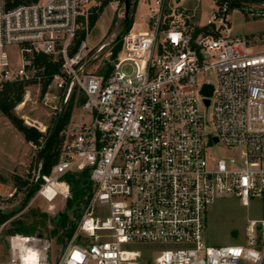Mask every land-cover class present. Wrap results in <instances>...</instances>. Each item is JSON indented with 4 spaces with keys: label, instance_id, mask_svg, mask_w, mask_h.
<instances>
[{
    "label": "built area",
    "instance_id": "1",
    "mask_svg": "<svg viewBox=\"0 0 264 264\" xmlns=\"http://www.w3.org/2000/svg\"><path fill=\"white\" fill-rule=\"evenodd\" d=\"M101 1L8 8L0 0V85H37L46 103H67L77 91L91 117L66 136L50 172H42L39 157L32 170L37 195L67 197L64 178L72 172L87 171L93 189L57 262L49 259L50 238L15 233L2 264H140V252L125 248L131 243L159 246L153 264H264V50L230 33L226 2L195 26L155 0L148 27L134 21L110 72L94 73L91 46L75 39L84 8ZM13 44L16 66L7 51ZM41 56L58 69L50 71ZM209 73L215 82L204 79ZM205 85L213 87L210 96ZM44 142L30 143L40 152ZM220 146L225 155L216 152ZM226 196L243 206L259 198L262 217L249 221L245 243L212 246L207 211Z\"/></svg>",
    "mask_w": 264,
    "mask_h": 264
},
{
    "label": "rangeland",
    "instance_id": "2",
    "mask_svg": "<svg viewBox=\"0 0 264 264\" xmlns=\"http://www.w3.org/2000/svg\"><path fill=\"white\" fill-rule=\"evenodd\" d=\"M154 2L155 0H131L129 16L133 17L137 28L144 30L148 27L149 8ZM224 4L226 3L223 0H165L164 7L165 12L174 9L177 19H184L190 25L204 26L212 14ZM226 5L230 33L233 36L247 38L254 50H264V3L243 1L241 2L242 7L235 6L234 8H231L230 4ZM180 12H184V14L179 16ZM92 14H95L97 18L95 24L90 26L89 17ZM218 15L222 14L218 13ZM82 17L84 21L79 22V28L85 30V41L91 46L90 56H93L92 59L94 58L89 65V70L94 73L105 72L108 68L107 64L113 65L120 55L121 49L116 56L113 52L121 42L120 37L125 28V2L112 0L103 5L102 0L92 10L84 8ZM81 18L80 20H82ZM7 51L13 65H18L20 61L19 46L17 44L10 45ZM204 79L215 82L213 73L205 75ZM84 100V96L76 91L67 103H63L61 100L58 102L56 99H51L46 103L44 93L39 86L31 85L28 87L24 100L15 108V113L23 120L24 124L34 126L49 135L56 120L65 115L68 106L72 103L71 117L59 132L57 150H61L66 136L76 131L81 121H89L91 118L83 108ZM48 128H50L49 132ZM208 130L213 132L212 124H209ZM216 152L218 155H225L227 149L220 146ZM39 157L38 150L24 138L23 134L0 110V210L12 211L21 206L28 189L34 184L32 170ZM23 182L25 184H22ZM14 190V195L9 197V193ZM92 191L91 187L89 193ZM89 196L91 194L87 195V197ZM72 197L71 190L67 197L59 196L50 202L42 196H38L36 192L30 198L27 206L14 214L11 220L22 219L27 224L38 222L37 231L50 237V231L56 225L61 213L67 212L71 218H74L75 205L69 207ZM262 211L259 198L253 199L249 206H243L235 196L216 198L207 211L206 243L212 246L245 243L248 239L249 221L261 218ZM4 224L2 232H5L11 223L8 221ZM257 233L260 235V229ZM9 236L3 234L0 238V264L9 260ZM50 239L53 242V247L49 253V259L52 262H57L65 252L70 240L59 242L57 236ZM125 248L140 252V264H153L159 254V246L153 244L131 243L125 245Z\"/></svg>",
    "mask_w": 264,
    "mask_h": 264
},
{
    "label": "trees",
    "instance_id": "3",
    "mask_svg": "<svg viewBox=\"0 0 264 264\" xmlns=\"http://www.w3.org/2000/svg\"><path fill=\"white\" fill-rule=\"evenodd\" d=\"M33 1L36 0H6V5L8 8H11L18 4L30 3ZM111 1L112 0H103V5H106ZM230 1H231L230 3L231 8H234L235 6L242 7L241 2L243 1L248 3H264V0H230ZM124 2H126V0H124ZM130 8H131V0H129V14H130ZM129 14L125 18V28L122 31V35L120 37L121 42L114 49L113 54L115 56L121 49L123 35L132 27L134 23L133 17L131 18ZM96 18L97 17L95 14H92L89 17L90 26H93L95 24ZM81 19L82 20H80V23L84 21L83 17ZM204 29H207V27L205 26ZM85 37H86L85 30L79 28L77 32V37L75 39L76 44H78L82 40H85ZM38 61L46 63L50 71H55L58 69V67L52 62L50 56H41L40 59H38ZM107 65L108 68L107 71H105L106 74H108L113 67V65L110 64ZM29 85L30 84L28 82H23V81H14V82L8 81L0 85V110L10 119L12 124L23 134L24 138L28 142H33L34 144H40L42 139L45 140L44 147L39 152V155L40 157L43 158L42 172L48 173L51 171L53 165L58 161V157L60 154V150H57L58 141H59L58 138L59 132L64 126V124H66L69 121L71 117V112L73 110V104L71 103L68 106V109L65 112L64 116L58 118L57 131L54 137L52 138L51 142L46 146V142L49 135L45 134L44 132L40 131L38 128H35L34 126H28L24 124L23 120L20 119L15 113V108L19 103H21L24 100ZM49 131L50 128H48V132ZM64 179L70 184L71 190L73 192V197L70 200L69 207L75 205V209H74V218H71L67 212L61 213L59 215L58 220L56 221V225L50 231L51 232L50 237L48 238L57 236L59 242H67L73 236L76 229L77 219L80 216L81 205L86 202V199L88 198L87 195L91 194L89 192L92 187L89 178V173L87 171L80 173L79 172L68 173L65 175ZM22 184H25V182H23ZM38 187H39V183H36L33 184L28 189L24 201L17 210H12V211L0 210V226L8 221L11 223L10 226L6 228V231L2 232L1 236L3 234L11 235L15 233H21L24 235H33V234L43 235L42 232L37 231L38 222L27 224L22 219L11 220L14 214H16L19 210L27 206L32 195L37 192Z\"/></svg>",
    "mask_w": 264,
    "mask_h": 264
},
{
    "label": "water",
    "instance_id": "4",
    "mask_svg": "<svg viewBox=\"0 0 264 264\" xmlns=\"http://www.w3.org/2000/svg\"><path fill=\"white\" fill-rule=\"evenodd\" d=\"M223 1L228 3V4L231 3L230 0H223ZM125 7H126V16H128V14H129V0H126ZM202 91L205 95L210 96L212 94L213 87L211 85H205ZM206 102L209 103V100H206ZM57 127H58V120H56V122L54 123V125L50 131V134H49L47 142H46V146L51 142L52 138L54 137V135L57 131ZM215 140H217V138H215Z\"/></svg>",
    "mask_w": 264,
    "mask_h": 264
},
{
    "label": "bare ground",
    "instance_id": "5",
    "mask_svg": "<svg viewBox=\"0 0 264 264\" xmlns=\"http://www.w3.org/2000/svg\"><path fill=\"white\" fill-rule=\"evenodd\" d=\"M30 256H32V254H30Z\"/></svg>",
    "mask_w": 264,
    "mask_h": 264
}]
</instances>
